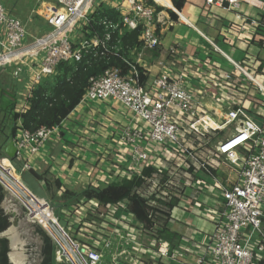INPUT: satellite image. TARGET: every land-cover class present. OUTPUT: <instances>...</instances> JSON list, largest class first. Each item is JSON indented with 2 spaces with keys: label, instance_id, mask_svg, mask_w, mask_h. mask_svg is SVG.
Segmentation results:
<instances>
[{
  "label": "built area",
  "instance_id": "built-area-1",
  "mask_svg": "<svg viewBox=\"0 0 264 264\" xmlns=\"http://www.w3.org/2000/svg\"><path fill=\"white\" fill-rule=\"evenodd\" d=\"M94 1L34 0L38 7L43 6V10L38 14L44 18L50 31L39 37H30L21 21L10 15L3 5V0H0V71L10 69V75L16 81H20L23 71L27 75L23 92L17 100L16 112H24L27 109L26 100L31 91L43 79L55 75L59 64L79 62L83 50L96 46L104 48L111 33L120 31L121 26L122 30L126 31L139 30L140 46L149 49L159 46L157 24L160 19L155 9L145 0H120L114 6L120 16L119 22H103L106 30L103 41L95 37L90 40L82 39V29L89 24V17L102 4L94 6ZM202 2L207 6H224L230 10L239 9L242 5L253 6L261 11L262 17L252 21L250 27L256 30L260 26L264 27V0ZM76 27L80 32L77 43L69 38ZM209 43L214 51L222 54L214 44L210 41ZM226 60L231 67L230 71H221L219 64H213L212 68L220 69V73L211 72L208 78L203 80L201 88L195 90L184 85L180 78H170L164 72L154 78L149 87L140 85V67L135 62L128 63L127 74H121L117 68H110L89 79L79 105L118 102L126 115H130L140 124L134 128L126 125L116 127V146L119 148L120 162L112 171V181L129 180L133 175L140 176L143 186L136 188L135 194L146 201L151 209L157 206V200L165 201L170 199L171 195L178 197L181 203L184 197L191 193V197L187 199L188 204L195 201V205H198V192L210 196L213 191H218L217 196H212L214 205L206 206L202 215L203 219L213 225V234L205 249L198 252L195 264H264V69H261L256 59L246 58L240 62ZM206 89L213 90L212 97L227 107L221 122L209 115L198 97ZM246 101L254 102L262 109L257 115L259 120L253 118L254 115L248 111ZM71 120L66 118L60 126L40 127L34 132L24 129L18 121L12 139L16 150L15 157L11 161L6 158L12 166L5 168L1 165L4 159L0 158V176L1 170H7L20 181V174L29 169L39 173V163L50 165L46 159L56 160L53 156V144L63 145L58 155L61 157L60 162L67 163L66 159L69 161L72 156L73 162H85L77 159L84 147L79 145L81 150L77 152L74 148H68L65 143L64 132L68 130ZM227 128H230V134L218 139V133ZM47 148L48 153H45ZM13 163L16 165L15 169ZM220 166L228 170L230 182L215 179L214 172ZM146 168L152 171L149 176L141 174ZM79 171V168L73 169V173ZM62 172L64 171H54L55 178L62 179L59 194L65 191L69 183ZM90 173L91 171L88 176ZM200 174L214 178L215 187L209 186L200 178ZM90 183L89 180L88 184ZM104 183L107 184L108 181ZM5 189L10 193L7 187ZM23 192L22 198L16 199L23 203L29 215L25 202L35 197L31 193ZM11 198L15 197L11 194ZM85 207L73 205L64 209L70 216L64 211V215L58 217L47 207L51 217L50 226L49 229L42 227L54 243L55 263L121 264L114 255H110L109 262L106 263L105 257L100 253H103V250L98 247L101 237L83 233V230L97 225L93 221H83L84 215L89 210L96 211L100 208L94 200L88 201ZM80 209L81 212L78 213ZM102 209L111 211L112 215L120 213L122 218L105 217L106 224H99L98 228L115 229L113 234H116L119 240L124 235L132 243L137 236L147 237L142 232L141 224L128 211L125 201ZM98 210L96 213L101 214ZM121 220L135 226L130 228L128 224L119 222ZM78 225L82 226L81 234L75 232ZM107 225H110L109 229ZM128 229L133 230V233H129ZM101 239L103 240L100 246L106 248L108 239ZM92 241L96 242V245H92ZM147 241L149 244L146 248L138 249V245L133 243L137 247H132L131 253L149 255L148 264H185V256L178 249L170 252L168 244L164 241ZM141 260L130 257L127 262L144 264Z\"/></svg>",
  "mask_w": 264,
  "mask_h": 264
},
{
  "label": "crops",
  "instance_id": "crops-1",
  "mask_svg": "<svg viewBox=\"0 0 264 264\" xmlns=\"http://www.w3.org/2000/svg\"><path fill=\"white\" fill-rule=\"evenodd\" d=\"M119 1L104 0L101 3L114 8ZM152 1L162 9L157 12L160 19L157 24V33L160 38L159 46L155 49L138 46L129 51V58L146 72L145 87H149L154 78L164 72L170 78H180L183 84L191 90L200 89L203 80L208 78L211 72L219 74L220 69L221 71L223 69L226 71L231 70L226 59L235 62L243 61L246 58L256 59L260 63L261 69H264V46L261 47L257 43L262 40V37L257 35L255 28L250 27L251 22L257 21L262 15L261 11L255 7L242 5L239 9L230 10L224 6H207L202 0H187L183 8L178 11L172 6L170 0H168L170 5L167 6ZM41 10H43V6H40L37 12L40 13ZM169 11L175 15V19L170 16ZM38 16L40 15L38 14ZM76 38L79 39L77 36ZM209 41L222 54L214 51ZM215 63L220 65L219 70L212 68ZM25 69L24 67L23 70ZM10 73V69L0 71V118L4 114L2 99L9 94H16L19 97V94L23 92L27 77L25 71H23L20 81H16ZM2 78L5 83L1 82ZM262 83L264 85V78ZM9 89L12 90V93H8ZM213 94V90L206 89L198 97L208 110L209 115L215 118L217 122H221L227 107L217 102L212 97ZM245 106L254 115L253 118L259 120L257 115L262 112V109L251 101H246ZM67 118L72 119L69 126L75 132L74 140L76 142L75 144H69L65 141V143L68 148H74L77 152L81 150L78 148L79 145L84 147L77 159L85 162H73L72 156L71 160L66 159L67 163L58 161V169L54 166L51 168V165L45 163L39 164L41 166L46 165L45 170L53 177H55V170H62L64 171L62 175L67 173L70 177H74L75 172L73 173V169L79 168L80 170V167H84L83 175H81L80 170L76 176L78 181L75 180L72 185L81 183H83L82 187L90 184V186L95 187L108 185L112 182V171L120 162L118 159V157L120 158V152L118 146H116L118 142L116 127L126 125L134 128L139 127L140 124L130 115H126L120 103L113 101L109 104H94L85 110L77 105ZM229 134L230 128L224 129L218 133V139L225 138ZM0 141H3V139H0ZM11 141H8L1 150L0 158H8L4 149ZM62 148L63 145H59L53 151V156L57 157ZM122 167L120 166V168ZM90 171L91 173L88 176ZM214 175L216 180L231 181L229 172L224 166L217 168ZM199 176L209 186L215 187L214 178H208L203 174ZM89 180L91 181L90 184H88ZM107 181L108 183L105 184L104 182ZM218 194L217 190L213 191L210 196L198 192V205H195V201L188 204L187 199L191 197L190 193L184 197L181 203L179 202L178 207L171 211L169 229L181 237L177 249L185 256V264H195L198 252L203 251L210 242L213 225L203 219L202 215L206 206L214 205V197L212 196ZM85 232L87 231L83 230V233ZM197 235H207L206 241H197ZM92 245H96V242L92 241ZM126 259L129 261L130 256L127 255ZM176 264L180 263L177 262Z\"/></svg>",
  "mask_w": 264,
  "mask_h": 264
},
{
  "label": "trees",
  "instance_id": "trees-1",
  "mask_svg": "<svg viewBox=\"0 0 264 264\" xmlns=\"http://www.w3.org/2000/svg\"><path fill=\"white\" fill-rule=\"evenodd\" d=\"M172 6L180 11L187 0H170ZM156 12L162 10L157 7L152 0H145ZM175 19L172 12H168ZM119 14L114 8L100 4L95 12L89 17V24L82 29L81 38L90 40L97 38L103 41L105 35V24L103 22H119ZM262 17V16H261ZM115 31L110 35V39L105 42V47L96 46L90 50H83L79 62L61 63L56 68L53 76L43 79L27 98V109L24 112H16L18 95H6L2 101L4 106L3 115L0 121V153L5 144L12 140L16 130V123L19 121L24 129L34 132L40 127L53 128L60 124L73 112L79 105L82 95L88 86L89 79L101 75L105 70L117 68L121 74L128 73V63H133L129 58V51L140 46L138 41L139 30ZM257 35L262 40L257 43L264 46V27L257 28ZM139 84L144 85L146 75L142 69H138ZM8 127V132H6ZM11 161V160H10ZM151 170L143 169L141 174L149 176ZM48 174L43 172L45 188L48 192L51 203L54 205L55 214H59L62 208L69 209L77 205L80 201L94 200L100 208L115 205L120 201H125L128 211L134 216L135 220L141 224L142 232L147 236V240L164 241L169 246V251L177 249L180 235L169 229L171 219L170 213L177 207L178 197L172 196L165 201L157 200V206L151 209L146 201L135 194V189L143 186L140 176L133 175L131 179L114 180L108 185L99 187L85 186L76 190L65 189L60 196L55 199V194L61 187L59 179H46ZM3 189L0 186V203L3 198ZM151 216H149V214ZM10 227L9 217L0 209V264H10L8 261L9 242L1 235ZM36 233L41 238L39 264H56L54 260V243L40 227L36 228ZM163 264V263H157Z\"/></svg>",
  "mask_w": 264,
  "mask_h": 264
},
{
  "label": "rangeland",
  "instance_id": "rangeland-1",
  "mask_svg": "<svg viewBox=\"0 0 264 264\" xmlns=\"http://www.w3.org/2000/svg\"><path fill=\"white\" fill-rule=\"evenodd\" d=\"M103 0H95L94 1V6L99 5ZM3 5L6 9V11L14 16L15 18H17L19 21H21V23L25 26L27 32L29 33L30 37H39L42 36L46 33H48L50 31V28L46 25V22L44 20V18L42 16H38V6L36 5V3L34 2V0H3ZM257 11V10H256ZM257 14V13H256ZM255 15V14H254ZM256 16V15H255ZM254 16V17H255ZM80 32L78 30V27H76L75 32L69 35V38L71 41H74L75 43H77V38L75 39V37L77 36L78 38H80ZM2 83H5V80L2 78L1 79ZM7 86H9L7 84ZM8 93H12V90L9 89ZM93 103H85L82 104L81 106L85 109L90 108L91 106H93ZM2 106V103H1ZM0 121H2V118H0ZM70 125V124H68ZM6 132H8V127H6ZM75 138V132L72 131V129L68 128V130H66L64 132V140L67 141L69 144H75L76 140H74ZM57 144H53L52 146V150L55 151V149L57 148ZM45 153H48V148L44 151ZM4 160H2L1 165L5 168L6 166H12V164L10 165V162H7V159L3 157ZM6 159V160H5ZM55 161L52 160H48L46 159L47 162L50 163L51 166H54L56 169L59 168L58 166V161H60L61 157L57 156L55 157ZM9 163V164H8ZM48 163V164H49ZM14 169L16 168L15 163H13ZM46 165H40L39 170V174H43V172H47L45 170ZM81 172L84 171V167H80ZM7 171V170H6ZM7 173H9L7 171ZM10 174V173H9ZM74 175V174H73ZM14 176V175H13ZM43 176V175H42ZM64 176L66 178H68L69 183L67 184V186L65 187L68 188V190H80L83 187L81 186L83 183L79 184V185H72L75 183V180H77L76 176L77 173H75L74 177H70L69 174L65 173ZM46 179H59L62 183V179L59 178H55L53 177L51 174H47ZM13 179V177H11ZM10 179V178H8ZM8 179L5 178H1L0 180L3 183V185L5 187H7V189L12 190V185L10 183V181ZM12 179H10L12 181ZM43 179H45L43 177ZM79 179V176H78ZM78 181V180H77ZM76 181V182H77ZM2 184H0V186L3 189V198L1 200L0 203V209H2L4 211V213L9 217V221H10V227H13L15 229V233L17 234L18 239L20 238V243L22 244H18L16 246L17 248V252L22 256V264H39L40 260H41V256H40V245H41V238L40 236L36 233V228H41L43 231H45L47 233L46 230L43 229H49L50 226V216L48 215V222H45V220L43 221L36 213L35 211L30 207V199L28 202H26V207L29 208V215L27 213V210L24 208L23 203L18 201L16 198H11V194L5 189V187ZM43 187L45 188V183L43 181L42 183ZM28 193H30L28 191V189H25ZM45 191L47 193L48 199L50 202H52V200L50 199L51 195H48V192L45 188ZM58 196H60V194L57 192L55 194V199L53 200V202H56V198H58ZM53 198V197H51ZM15 199V200H14ZM33 202L35 204H37L38 202L42 204V206L44 207V209H47V205L44 202L41 201H37V199H33ZM88 202L85 201H80V203L78 204L79 206L85 207V204H87ZM52 206V212L55 214L54 211V204L51 203ZM86 208V207H85ZM91 208V206L89 207ZM63 210H60L59 214H55L56 217L64 215V211L66 212V215L70 216V214L68 213L67 210H64V208H62ZM101 208H97V210ZM93 210V209H92ZM89 210L85 215H84V219L83 221H93L94 223H96L97 225L99 224H103L105 225L106 223L104 222L105 217L107 218H115L117 217V219H121L122 218V214L120 213H115L114 215L111 214V211L106 210V209H102L101 211L98 210L99 212H101V214H97L96 211H92ZM106 210V212H105ZM81 212V209L78 210V213ZM30 218H34L35 220H32ZM63 219L64 218H61ZM106 220V219H105ZM116 220V219H115ZM65 221V220H64ZM119 222H124L125 225L128 224V226L130 228L134 227L135 225H133L132 223H128L125 222L123 220L119 221ZM116 222V223H119ZM97 225H94V228H87L86 231L89 233V235L91 236H96V237H101V238H107L109 243L108 246L106 248H104L103 246H100L102 243L101 238L100 241L98 242L100 245H98V247L103 250V253L100 252L104 257H105V262L108 263L109 259H110V255H114L115 257H117L121 264H130V262H127V255H129L130 257H133L134 259H142V263L144 264H148L150 262V256L145 254V255H141V254H135L133 255L132 252V247H137L136 245H134L133 243L138 245V249L142 248V247H147L149 242L147 241V239L142 236L139 237L137 236V238L134 240V242H130V239L126 238V236L123 235V238L119 240V238L117 237L115 233V229H109L110 225H107V228L109 230H104L103 228H98ZM117 225V224H116ZM121 225V224H120ZM43 226V227H42ZM82 226L78 225L75 228V232H79L80 233V228ZM114 227V226H112ZM18 228V229H17ZM67 228V226H66ZM65 228V232H67V229ZM119 227H117V229H119ZM71 232V231H70ZM118 232V231H117ZM129 233H133V230L128 229ZM72 233V232H71ZM69 234V233H68ZM70 235V234H69ZM13 235L12 234H7L5 231L4 235H1V237H4L8 240L9 243H11V237ZM75 236V235H74ZM207 239V235H197L196 236V240L203 242L206 241ZM8 243V244H9ZM12 248L10 245V250L9 253L11 252ZM140 255V257H139ZM8 261L11 263L10 257L8 255ZM133 263V262H132ZM136 264V263H135ZM171 264H176V262H171Z\"/></svg>",
  "mask_w": 264,
  "mask_h": 264
},
{
  "label": "bare ground",
  "instance_id": "bare-ground-1",
  "mask_svg": "<svg viewBox=\"0 0 264 264\" xmlns=\"http://www.w3.org/2000/svg\"><path fill=\"white\" fill-rule=\"evenodd\" d=\"M157 4L159 5H163V6H167V5H170L169 4V1L168 0H154ZM2 174H1V178H5V179H8L10 177H13V180L10 181L11 185H12V190H9L10 193L15 197V198H22V195H23V191H26L24 186L22 185V183L15 177L13 176V174H9L7 173L6 170H1ZM8 177V178H6ZM0 183L1 180H0ZM3 184V183H2ZM27 192V191H26ZM36 199V198H34ZM38 200V199H37ZM29 201V199H27V202ZM41 201V200H40ZM43 202V201H41ZM30 207L35 211V213L45 222H48L49 219H48V212H47V209H44V207L42 206L41 203H37L35 204L33 202V200H31L30 202ZM25 205H26V202H25ZM47 208V207H46ZM51 219V218H50ZM18 229V228H17ZM6 233L8 234H12L13 236L11 237V252L8 254L9 257H10V260H11V263L12 264H22V256L16 251L17 248L16 246L18 244H22L20 243V238L18 239L17 237V234H14L15 233V229L13 227H9L8 230L6 231Z\"/></svg>",
  "mask_w": 264,
  "mask_h": 264
},
{
  "label": "water",
  "instance_id": "water-1",
  "mask_svg": "<svg viewBox=\"0 0 264 264\" xmlns=\"http://www.w3.org/2000/svg\"><path fill=\"white\" fill-rule=\"evenodd\" d=\"M4 152L9 158V160L14 159L16 150L14 148L12 141L6 146ZM19 178L21 183L25 186L26 189H28L31 195L37 198L38 200L43 201L47 205L49 211L51 212L52 204L49 201L45 188L42 185L43 176L39 174L37 171L33 169H29L28 171L21 173ZM62 224L64 225L65 222H62ZM4 234L5 232L2 235ZM9 249H10V243H9Z\"/></svg>",
  "mask_w": 264,
  "mask_h": 264
}]
</instances>
